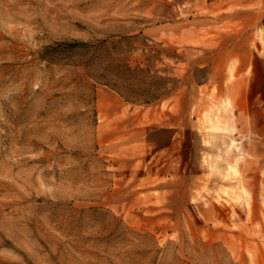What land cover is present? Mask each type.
<instances>
[{"label": "rangeland", "instance_id": "rangeland-1", "mask_svg": "<svg viewBox=\"0 0 264 264\" xmlns=\"http://www.w3.org/2000/svg\"><path fill=\"white\" fill-rule=\"evenodd\" d=\"M247 48L242 0H0V264H264Z\"/></svg>", "mask_w": 264, "mask_h": 264}, {"label": "trees", "instance_id": "trees-1", "mask_svg": "<svg viewBox=\"0 0 264 264\" xmlns=\"http://www.w3.org/2000/svg\"><path fill=\"white\" fill-rule=\"evenodd\" d=\"M125 76H122L121 79H123L124 83H119L116 80H105L104 82L109 84L112 88L117 90L123 97H125L127 100H142V102H151L154 101L156 98L155 96L152 97H145V98H139L137 96H134L133 89L130 87L131 80L133 77H135L136 74H140L143 79V82L145 81V76L147 75L148 69L145 67H141L140 65L132 66L129 61L125 63ZM119 77V76H118ZM149 91H146L145 93H148Z\"/></svg>", "mask_w": 264, "mask_h": 264}, {"label": "crops", "instance_id": "crops-1", "mask_svg": "<svg viewBox=\"0 0 264 264\" xmlns=\"http://www.w3.org/2000/svg\"><path fill=\"white\" fill-rule=\"evenodd\" d=\"M242 5L243 7H246V8L251 7L252 9H255L256 11H259L260 8H264V0H242ZM242 43H244L243 40H242ZM232 55L235 56V53ZM238 55L241 60V66L243 67L244 70L247 69L249 67L250 62H252L254 65V69H255V77L264 76L263 72L261 71V66L259 67L261 63L259 62L260 60L257 54L256 55L254 54L253 56L250 55L249 49L247 48L246 52L240 53Z\"/></svg>", "mask_w": 264, "mask_h": 264}]
</instances>
